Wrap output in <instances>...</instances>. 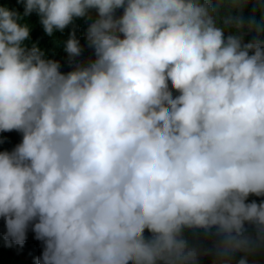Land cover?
I'll return each mask as SVG.
<instances>
[{
	"label": "clouds",
	"instance_id": "obj_1",
	"mask_svg": "<svg viewBox=\"0 0 264 264\" xmlns=\"http://www.w3.org/2000/svg\"><path fill=\"white\" fill-rule=\"evenodd\" d=\"M17 3L0 6L11 264H264V200L250 201L264 197V40L246 29L249 0ZM33 13L49 37L72 26L70 71L29 43Z\"/></svg>",
	"mask_w": 264,
	"mask_h": 264
},
{
	"label": "trees",
	"instance_id": "obj_2",
	"mask_svg": "<svg viewBox=\"0 0 264 264\" xmlns=\"http://www.w3.org/2000/svg\"><path fill=\"white\" fill-rule=\"evenodd\" d=\"M5 5L10 9H16L20 13H23V5L17 3V0H0V6ZM255 12H257V16L254 20L253 14ZM243 16L246 29L248 26H251L252 31H254V39L258 38L264 40V0H249V3L244 9ZM22 22H27L31 26V40L29 43H37L38 46L46 53L48 58L59 60L62 65L61 71H70L71 67L67 62V54L63 51V47L64 41L68 39L69 33L72 31V26L66 28L63 33L56 32L52 37H49L44 33L43 27L39 23V18L35 13L24 18V21ZM86 28L87 23L83 18H78L75 21L76 35L80 39L81 44L85 45L81 58L91 55V50L86 47ZM226 31H231V29H226ZM252 200H256L259 203L261 200H264V197L252 195L250 201ZM0 264H11L9 256L1 251Z\"/></svg>",
	"mask_w": 264,
	"mask_h": 264
}]
</instances>
